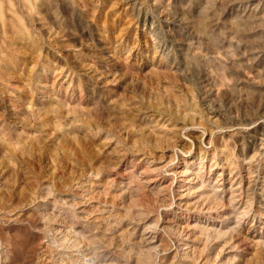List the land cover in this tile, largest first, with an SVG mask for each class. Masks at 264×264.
<instances>
[{
	"label": "rangeland",
	"instance_id": "1",
	"mask_svg": "<svg viewBox=\"0 0 264 264\" xmlns=\"http://www.w3.org/2000/svg\"><path fill=\"white\" fill-rule=\"evenodd\" d=\"M95 28L107 88L72 63ZM258 212L264 0H0V264H264Z\"/></svg>",
	"mask_w": 264,
	"mask_h": 264
},
{
	"label": "bare ground",
	"instance_id": "2",
	"mask_svg": "<svg viewBox=\"0 0 264 264\" xmlns=\"http://www.w3.org/2000/svg\"><path fill=\"white\" fill-rule=\"evenodd\" d=\"M31 5L30 6L27 5L26 7L31 8ZM33 7L34 6H32V8ZM34 9H36V8H34ZM30 10H32V9H30ZM38 20H40V19H38ZM42 22H43V20H42ZM41 23L39 22V24H41ZM43 28H44V26H43ZM51 30H52V28H51ZM51 30L49 29V31H51ZM93 30L94 31L92 33L90 40L89 39L87 40L85 38L84 39L83 38L77 39V43H75V45L73 46L74 48L72 51L78 53L79 55L77 54L78 55V56H76L77 59L74 58L73 61L75 60V62L72 61V63H73V65H75L73 67L76 68L75 70H77V73L80 76L87 78L88 80H91L95 84H101L102 86H106V88H107L108 85L111 84L112 82H114L117 77L119 78L118 67L120 65L117 67V65H116L117 62L115 63V61H117L116 60V54H117V47L119 46V43L117 42V40H114L115 41L114 44L108 43L106 40V38H107L106 33L104 32L103 29L95 28ZM44 35H46L45 32H44ZM47 37H48V35H47ZM51 37H48V38H51ZM62 48L64 49V47H62ZM92 55L96 58V66H94V65L92 66V64H90V63L87 64L88 61H86V58H88ZM67 56L65 55V53H60V54H58V58H59L58 60H62L64 57H67ZM76 60H78V63L76 62ZM119 74H121V73H119ZM117 79H116V82H117ZM121 81H122V79H121ZM168 172H169L168 174L174 176L178 180V183H179L178 186L180 185V188H178V190L176 191V194H175L172 202L175 204V206H177L179 208H187L189 206L191 207L192 201L187 202V198H189L191 196V194L196 195L197 193L202 192L203 189L201 188L202 184L200 183V179L198 178V176L196 175L194 170H192L189 167H187V168H182L181 166L172 167L169 169ZM241 184H238L237 188H241V186H239ZM201 196H200V200H201ZM195 200H196L195 204L199 205V202H198L199 198L198 199L196 198ZM200 204H202V202ZM79 205H80V203H79ZM199 208L204 209L205 212H209V210L211 209V208L209 209V207L206 206V203H205V206L202 205ZM86 210L87 209H85L84 206H82V207L80 206V208H79V212L83 213V214L89 213ZM258 213H259L260 217L264 218V212L263 213L258 212ZM88 215L87 216L85 215V216L88 218ZM144 237H145L146 241L148 242V244L151 245V247L156 246V241L154 239H152L153 237L151 238L149 235L148 236L146 235ZM187 244H186V246H187ZM190 247H191V245H190Z\"/></svg>",
	"mask_w": 264,
	"mask_h": 264
}]
</instances>
